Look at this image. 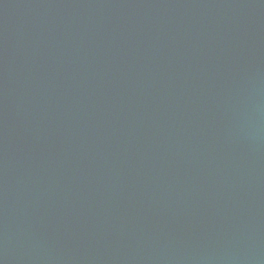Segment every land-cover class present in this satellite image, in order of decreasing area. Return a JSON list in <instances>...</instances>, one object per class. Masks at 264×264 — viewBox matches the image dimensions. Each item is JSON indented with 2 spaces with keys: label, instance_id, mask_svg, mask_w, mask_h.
<instances>
[{
  "label": "water",
  "instance_id": "95a60500",
  "mask_svg": "<svg viewBox=\"0 0 264 264\" xmlns=\"http://www.w3.org/2000/svg\"><path fill=\"white\" fill-rule=\"evenodd\" d=\"M0 264H264V0H0Z\"/></svg>",
  "mask_w": 264,
  "mask_h": 264
}]
</instances>
